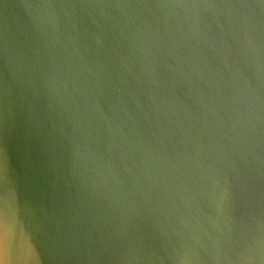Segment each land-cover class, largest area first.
Segmentation results:
<instances>
[{
	"label": "water",
	"instance_id": "obj_1",
	"mask_svg": "<svg viewBox=\"0 0 264 264\" xmlns=\"http://www.w3.org/2000/svg\"><path fill=\"white\" fill-rule=\"evenodd\" d=\"M0 264H264V0H0Z\"/></svg>",
	"mask_w": 264,
	"mask_h": 264
}]
</instances>
